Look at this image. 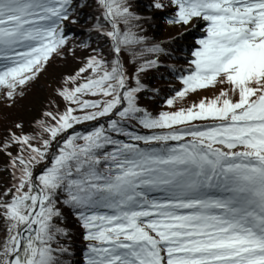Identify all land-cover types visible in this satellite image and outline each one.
Masks as SVG:
<instances>
[{"label": "trees", "instance_id": "obj_1", "mask_svg": "<svg viewBox=\"0 0 264 264\" xmlns=\"http://www.w3.org/2000/svg\"><path fill=\"white\" fill-rule=\"evenodd\" d=\"M181 15L172 0H0V54L33 48L0 70V264L36 185L39 236L15 264H217L230 256L181 215L205 198L264 223V65L241 76L249 52L202 72Z\"/></svg>", "mask_w": 264, "mask_h": 264}, {"label": "rangeland", "instance_id": "obj_2", "mask_svg": "<svg viewBox=\"0 0 264 264\" xmlns=\"http://www.w3.org/2000/svg\"><path fill=\"white\" fill-rule=\"evenodd\" d=\"M179 11L183 13L181 20L188 28L190 41L187 43L190 51L198 55L199 69L202 72L211 71L213 68L223 66L224 63L230 61L237 62L240 57H244L245 50L247 47H254L253 54L249 59L254 63L253 66H244L238 69L241 76H245L248 72H256L260 66L264 65V20L257 21L255 28L245 30L242 24L236 26L232 21L236 20L234 17L228 16L223 12H220L216 8L204 6L202 0H172ZM218 12V13H217ZM255 14L248 13L245 21H250L248 24L250 27L253 26L252 16ZM256 16V15H255ZM245 24V23H244ZM254 29V30H252ZM254 35H250L253 34ZM241 49V50H240ZM236 198V197H235ZM232 196L225 198V201L230 205L232 211L225 213L230 219L235 220L236 216L240 217L242 212L245 211V205L235 199ZM243 218V217H242ZM248 218H238V221L245 222ZM249 224L256 227L255 221H249ZM260 237H263L260 234ZM218 242L222 247H227V242L223 239H219ZM233 247L229 246V249ZM249 247H245L244 253L251 254ZM229 254H234L229 252ZM255 258V257H254ZM258 260L252 259L249 264H256ZM261 262H259L260 264ZM226 264V262H221Z\"/></svg>", "mask_w": 264, "mask_h": 264}, {"label": "water", "instance_id": "obj_3", "mask_svg": "<svg viewBox=\"0 0 264 264\" xmlns=\"http://www.w3.org/2000/svg\"><path fill=\"white\" fill-rule=\"evenodd\" d=\"M46 200L47 198L43 190L36 185V192L31 197L33 207L27 218V224L20 231L19 237L15 243V250L11 256L10 264H15L25 241L29 243L32 238L38 237L39 227L42 224L41 217L46 208Z\"/></svg>", "mask_w": 264, "mask_h": 264}]
</instances>
